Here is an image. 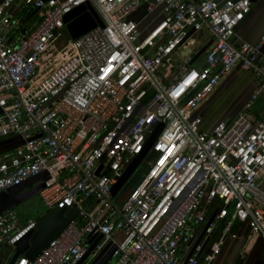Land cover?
<instances>
[{"label":"built area","instance_id":"built-area-1","mask_svg":"<svg viewBox=\"0 0 264 264\" xmlns=\"http://www.w3.org/2000/svg\"><path fill=\"white\" fill-rule=\"evenodd\" d=\"M252 1L0 0V136L20 139L0 158V193L42 177L45 213L78 211L34 261L13 264H91L111 243L113 264H213L237 224L264 243V115L251 112L264 92V35L252 45L235 32ZM14 4L33 8L38 25L20 26ZM81 7L100 23L54 64L65 18ZM204 27L211 45L191 65ZM236 67L255 91L204 130L196 111ZM147 157L121 194L131 162ZM37 220L0 215V248L14 252ZM86 237L99 239L90 252Z\"/></svg>","mask_w":264,"mask_h":264},{"label":"crops","instance_id":"crops-1","mask_svg":"<svg viewBox=\"0 0 264 264\" xmlns=\"http://www.w3.org/2000/svg\"><path fill=\"white\" fill-rule=\"evenodd\" d=\"M141 9L144 10V8ZM35 13L36 12L34 11L32 15ZM141 14H143V11ZM139 18L138 14L134 15V19ZM91 25L92 22L88 19L84 31L89 29ZM235 32L239 39L248 42L249 44L255 45L259 42L262 35H264V0L256 1L252 4L250 12L245 16V19L239 24ZM211 38L212 36L202 48H199L201 42H197L193 38L192 41L194 48L191 65L199 66L202 63L204 54L211 45ZM196 47L199 50H196ZM256 86V82L250 72L242 71L239 67H236L220 82L214 93L196 111V115L202 118V128L210 131L216 123L229 121L232 117H235L240 111H242L244 104L255 91ZM262 115H264V111L257 114V116ZM19 144L20 139L15 136H0V158H9L13 150ZM41 180L42 177L30 179L20 187L13 188L12 191L14 194L18 192L20 193L18 195V203L23 202L31 196L37 195L42 187ZM259 184L264 190V173L259 179ZM21 222L24 223L22 219ZM122 238L123 234L118 233L115 235L114 240L115 242H119ZM98 240L99 239H94L93 237H86V241L90 244V248L93 247ZM25 247L26 243L22 242L12 253L5 247L0 248V260L3 262H6L7 260L6 263L9 261L11 263L15 253L17 251L19 253L23 252ZM113 249V243L105 246L91 264H94L97 261H101L102 264H113L112 259H115L113 257ZM263 252V241L258 236L251 234L243 225L237 224L233 228L230 237L226 240L220 255L213 264H264Z\"/></svg>","mask_w":264,"mask_h":264},{"label":"rangeland","instance_id":"rangeland-1","mask_svg":"<svg viewBox=\"0 0 264 264\" xmlns=\"http://www.w3.org/2000/svg\"><path fill=\"white\" fill-rule=\"evenodd\" d=\"M13 13H15V20L19 22L20 26H23L26 31H30L33 28H35L39 23V18L37 13H32L35 11L33 8L25 7L21 8L19 5L14 4V7L12 9ZM142 9L138 11V16L142 13ZM89 10H83L82 11H76L71 13L69 18H65V25L60 30L61 32V39L57 43L56 48L58 50V53L54 55V58L52 60V63L57 64L60 60L63 58H66L69 55V50L67 47L69 46L70 42H73L76 38L79 37V33H83L85 27L87 26V20L91 18V15H89ZM89 16V17H88ZM201 34V35H200ZM194 39L197 42H201L199 48L204 47L211 35L209 34L208 30L204 27L202 31L196 35H193ZM198 49L197 47L195 48ZM199 50V49H198ZM196 53V51H195ZM58 56V57H57ZM60 60H57V59ZM176 65L177 62H174ZM190 66V64H189ZM264 111V92L260 95L258 101L254 104V106L251 109V112L255 115H257L259 112ZM233 118V117H232ZM231 118V119H232ZM150 160V157H147L146 159L141 160H134V162H131L128 169L125 171L119 186L121 184L122 186V192L121 194H127V191L132 188L142 177V175L145 172V168L147 167V162ZM118 186V188H119ZM12 190H10L11 192ZM20 193H16L15 199L19 200ZM18 215L24 216L25 218H33L37 219L41 215L45 213V209L43 207L42 202L40 201L38 194L35 196H31L28 199H25L23 202L17 204L13 209ZM264 210V208H263ZM28 240L25 242L27 243ZM115 261V259H112V262ZM94 264H102L101 261H97Z\"/></svg>","mask_w":264,"mask_h":264},{"label":"water","instance_id":"water-1","mask_svg":"<svg viewBox=\"0 0 264 264\" xmlns=\"http://www.w3.org/2000/svg\"><path fill=\"white\" fill-rule=\"evenodd\" d=\"M252 2L255 3L256 0H253ZM83 10H85L84 7H81L76 11ZM89 11L90 12L88 14L91 15V18L89 20H91L92 25L83 33H79V36L83 35L90 29L94 28L96 24L100 23V20L96 13L92 9H90ZM70 15H68L66 18H69ZM116 189L114 190V192L116 191ZM15 195L16 194H14L13 191L10 192V190L0 193V215L13 210L14 207L19 204L18 201L15 199ZM66 212V208L53 209L40 216L37 220L36 232L32 235L31 238L22 241L26 242L28 240L24 251L20 253L17 251L10 264H13V262L20 255L24 256L29 261H34L36 257L39 256V254L49 245V243L52 242L65 229L67 224L70 223L78 214V211H74L68 217H66ZM93 247H91L88 252H90ZM115 261H113V263Z\"/></svg>","mask_w":264,"mask_h":264},{"label":"trees","instance_id":"trees-1","mask_svg":"<svg viewBox=\"0 0 264 264\" xmlns=\"http://www.w3.org/2000/svg\"><path fill=\"white\" fill-rule=\"evenodd\" d=\"M20 217H21V219H22V221H23L24 223L29 219L28 217L25 218L24 216H21V215H20ZM37 219H38V218H37Z\"/></svg>","mask_w":264,"mask_h":264}]
</instances>
